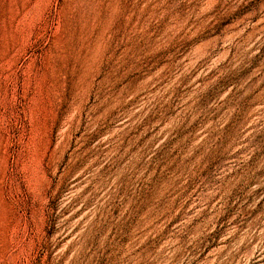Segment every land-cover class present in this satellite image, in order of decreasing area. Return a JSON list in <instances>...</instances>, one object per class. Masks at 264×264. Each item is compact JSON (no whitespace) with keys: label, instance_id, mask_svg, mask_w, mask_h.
<instances>
[{"label":"rangeland","instance_id":"rangeland-1","mask_svg":"<svg viewBox=\"0 0 264 264\" xmlns=\"http://www.w3.org/2000/svg\"><path fill=\"white\" fill-rule=\"evenodd\" d=\"M0 264H264V0H0Z\"/></svg>","mask_w":264,"mask_h":264}]
</instances>
